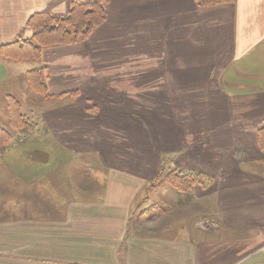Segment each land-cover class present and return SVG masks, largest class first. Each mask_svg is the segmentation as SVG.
Wrapping results in <instances>:
<instances>
[{"label": "crops", "instance_id": "crops-1", "mask_svg": "<svg viewBox=\"0 0 264 264\" xmlns=\"http://www.w3.org/2000/svg\"><path fill=\"white\" fill-rule=\"evenodd\" d=\"M73 1L92 0H0V45L29 37L32 13L62 16ZM104 7L106 20L85 40L45 47L37 62L0 57V98L16 88L29 93L25 76L34 67L53 95L37 97L33 129L14 134L28 147L0 154V264H264V155L255 138L264 119V0ZM162 78L175 89L179 79L203 83L219 117L204 144L187 133L177 148L183 159L173 161L207 179L155 215L146 199L165 186L147 188L163 161L138 126L151 110H174L159 103ZM82 155L101 163L86 171L88 184L47 160Z\"/></svg>", "mask_w": 264, "mask_h": 264}, {"label": "rangeland", "instance_id": "rangeland-1", "mask_svg": "<svg viewBox=\"0 0 264 264\" xmlns=\"http://www.w3.org/2000/svg\"><path fill=\"white\" fill-rule=\"evenodd\" d=\"M116 39L122 40L121 37H117ZM184 63L179 64L180 69L182 68ZM218 74V68L217 71L213 70L211 72L210 77L205 79L206 84L204 86L208 90L210 89V86L213 84V82L217 79ZM166 78H162V82L164 83L163 87L159 88L158 90H161L162 93H160V100L159 103L164 102H172V105L170 107H173L174 110L169 109H162V110H151V117L149 116L147 118V121L144 122L141 126H138L139 129V136L142 140H145L148 143V147H150L152 150H155V152L160 153L161 161H163V172L159 174L153 183H150V185L147 189H157L162 187L163 185L165 187L162 188V190H157V192H154L146 199L148 201L147 208L145 209L147 212H150V208L153 207L156 204H161L165 207V210L170 208V206H174L177 204V200H182L186 197V194H188L187 191H180L176 187L172 186L171 184L167 182H163L165 179V176L168 174V172L171 170H181V168L177 167L176 163L179 160H182L183 157L178 155L179 151L182 148L181 145H184V142L187 137V133L192 132V129L194 130V134L198 135V138L195 142V146H200L203 142V137L208 135V133L214 128H218L215 124L218 123L216 120L218 119V109L213 108L215 105L213 101V96L210 94H201V90H203V83L202 85L198 83L196 84L197 87H194L193 84H186L184 79H179L178 85L173 86V88L169 85L167 86L164 81H166ZM204 80V79H203ZM212 81V82H211ZM201 85V86H200ZM208 85V87H207ZM200 86V87H199ZM3 86L1 85V90H6V88L2 89ZM172 88V89H171ZM29 93L23 91L19 88H16L15 91H12L14 95H12L16 101L19 102L20 106V112L28 119H32L34 116H36L34 113L36 112V107L33 112L32 107L35 106V102L37 100V97H42L39 94L34 93L31 89H29ZM171 90L173 91L172 94ZM27 91V90H26ZM168 94V95H167ZM205 97H209L210 99L207 100ZM45 98V97H42ZM33 102V103H32ZM166 102V103H167ZM165 107L166 104H165ZM156 111V118H154L153 114ZM33 114V116H32ZM161 115V116H157ZM216 121V122H214ZM0 126H2L9 134L10 139L5 143L3 150L0 152V154H3L8 148H11L12 146H17L18 148H27L25 146L28 138H22L20 135L25 134L26 132L33 129L34 125H27L26 128L19 129L16 127H12L10 121H9V112L7 108V102H6V96L0 98ZM16 133H20V135H15ZM20 136V138H18ZM12 137L15 139V141H11ZM197 138V136L195 137ZM178 140V142H175V140ZM11 141V142H10ZM238 149V148H236ZM259 149V148H258ZM172 150H174L172 152ZM247 150V149H246ZM55 151V150H53ZM260 151V150H259ZM177 152V154H176ZM261 152V151H260ZM263 154V153H262ZM261 154V155H262ZM177 155V156H176ZM260 155V154H259ZM264 155V154H263ZM177 157V158H176ZM175 159V160H174ZM177 159V160H176ZM40 159H31V161H39ZM50 161L49 167H54L57 165H64L68 167L66 170L68 173V176L70 177H80V180L83 181L85 184L87 181L88 183H91V176H88L90 174L86 171H91V168L94 166V171L96 169H100L101 163L99 157L95 156L92 157L90 155H82L80 157H76L73 159H70L69 157H57V158H50L47 159ZM174 161V162H173ZM39 163V162H38ZM178 163V162H177ZM34 164H36L34 162ZM179 164V163H178ZM222 165V164H221ZM220 165V166H221ZM222 166H226L223 165ZM76 167H84L80 176L79 174H70V172H75ZM90 167V168H89ZM183 170V169H182ZM36 171H42V170H36ZM213 174L216 176H219V171L217 169H214ZM206 177V176H205ZM5 182H8L9 180H3ZM211 181V180H210ZM1 182V181H0ZM5 182L3 184H5ZM69 182V180H68ZM70 182H72L70 180ZM98 182V178H94V185ZM69 185V184H67ZM67 185H65L67 187ZM156 185V186H155ZM21 186V185H20ZM68 189V187H67ZM146 189V190H147ZM21 191V190H20ZM69 191L67 190V195H69ZM177 191L178 195L175 193ZM5 192V191H4ZM7 192V191H6ZM1 193V192H0ZM176 194V195H175ZM144 200V197L141 198V200ZM154 199H160V202L155 203ZM166 201V202H165ZM137 210V208H136ZM164 212V211H163ZM161 212V213H163ZM158 213V214H161ZM156 215V214H155ZM201 219L198 220L199 226H202Z\"/></svg>", "mask_w": 264, "mask_h": 264}, {"label": "trees", "instance_id": "trees-1", "mask_svg": "<svg viewBox=\"0 0 264 264\" xmlns=\"http://www.w3.org/2000/svg\"><path fill=\"white\" fill-rule=\"evenodd\" d=\"M107 0L73 1L66 14L53 15L47 11H36L27 19L31 29L29 37H20L14 41L0 45V57L18 62H37L41 58L43 48L63 44H73L85 40L100 26L107 17L104 3ZM227 0H195L196 6L205 7ZM26 82L29 89L42 97H51L46 88V76L42 67H34L26 71ZM9 121L12 127L19 129L34 125L31 119L20 112L19 102L6 95ZM259 150L264 154V119L255 134ZM10 134L0 126V152ZM205 175L189 170H170L163 182H167L180 191H187L195 184H203ZM156 186V185H155ZM153 214L165 211V207L156 204L150 208Z\"/></svg>", "mask_w": 264, "mask_h": 264}]
</instances>
